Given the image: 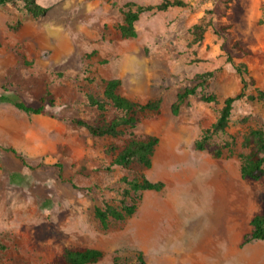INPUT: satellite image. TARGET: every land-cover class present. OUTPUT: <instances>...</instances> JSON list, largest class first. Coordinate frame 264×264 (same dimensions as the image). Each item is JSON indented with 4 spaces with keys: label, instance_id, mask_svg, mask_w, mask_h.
<instances>
[{
    "label": "rangeland",
    "instance_id": "1",
    "mask_svg": "<svg viewBox=\"0 0 264 264\" xmlns=\"http://www.w3.org/2000/svg\"><path fill=\"white\" fill-rule=\"evenodd\" d=\"M162 1L35 0L46 9L39 18L27 14L18 0L0 5V96L32 107L43 98L44 107L37 118L0 104V264H54L64 248L99 250L102 258L96 264H113L114 257L121 264H137L139 249L125 230L127 220L111 222L103 231L93 209L117 205L123 188L119 180L146 172L139 165L129 170L110 166L105 149L113 147L115 155L131 139L148 135L160 143L179 139L177 155L167 158H172L173 170L185 175L182 183L191 199H224L219 205L224 218L206 229L202 254L213 253L222 239L226 244L239 241L249 230L252 209L264 215V174L252 181L239 171V157L248 152L244 135L251 129L264 131V102L246 99L255 89L264 91V0H181L187 7L143 13L134 24L136 36H120L122 12ZM194 25L200 30L195 32ZM195 35L201 36L197 43ZM234 41L249 54L239 58ZM227 57L248 68L245 97L233 103L226 134L214 136L199 152L193 141L215 122L223 101L242 88ZM111 79L120 81L117 93L122 97L141 104L160 98V109L140 115L136 126L119 138H95L75 121L97 124L114 118L111 108L100 116L87 102V96L99 98ZM196 86L195 96L172 115L177 93ZM205 97L214 101L205 102ZM37 119L53 121L52 136L59 139L54 150L41 155L31 153L33 142L26 135L35 133L43 144L54 139ZM15 138L24 146H17ZM225 144L228 149L214 158L213 151ZM21 170L28 174L8 175L7 180L6 174ZM181 211L178 204L162 208L171 222L181 218ZM173 249L164 245L159 254H173ZM232 250L229 245L227 252ZM153 256L157 258L145 253L144 262L153 264Z\"/></svg>",
    "mask_w": 264,
    "mask_h": 264
},
{
    "label": "trees",
    "instance_id": "2",
    "mask_svg": "<svg viewBox=\"0 0 264 264\" xmlns=\"http://www.w3.org/2000/svg\"><path fill=\"white\" fill-rule=\"evenodd\" d=\"M12 0H0V5H5ZM22 3L23 10L33 18H39L45 15L46 9L38 5L35 0H18ZM231 0H226L230 3ZM134 6V5H133ZM178 7L185 8L187 4L181 0H164L155 6H135V10H127L122 12L123 21L118 26L120 36L124 39L134 38L136 36L134 24L138 21L141 14L150 11H166L169 8ZM201 27L193 26V30L199 31ZM229 27H225L228 29ZM193 34H196L193 32ZM201 40V36H196L193 39L194 43ZM233 48L238 51V57L243 58L249 53L237 42H233ZM227 62L230 63L233 70L240 77L242 85L241 91L234 97L226 98L222 107L219 110L217 119L210 127L202 130L199 138L194 142L196 151L202 152L212 140L214 136L225 135L229 124L233 103L245 97L246 80L245 76L249 75L248 68L243 63H234L227 57ZM211 76V73H207ZM249 84L254 85L252 78L249 79ZM120 86L118 79H111L104 82L102 93L99 98L95 99L92 96H87L88 105L95 108L100 116L106 111V108H111L115 112L114 118L111 120H101L97 124H87L82 121H75V124L87 131V133L95 138H119L125 130L133 129L138 123L139 116L146 113H156L160 109L161 99L148 100L141 104L133 102L122 97L117 93ZM196 87L186 88L182 92L177 93L175 101L170 105V112L176 115L180 106L189 98L196 94ZM254 96H246L248 101L264 102V91L255 89ZM205 102L214 101L213 97L203 98ZM41 105L32 107L26 105L20 99L15 97L0 96V104L6 103L12 105L18 111L30 115H40L44 112L42 105L43 98L40 99ZM48 106L52 107V101H48ZM159 143V139L154 135H148L142 139H131L125 146L114 155L115 149L108 147L105 149V155L111 156L110 166H118L122 169L129 170L132 165H139L144 169H149L152 164V157ZM243 146L247 149V153L240 155V175L242 178L250 180H258L264 174V131L261 129H251L243 137ZM229 145L213 151L214 158H220L222 151L228 149ZM14 153V152H13ZM108 170V169H107ZM11 181V180H10ZM13 182V181H12ZM123 188L119 193L117 205L104 204L102 208L94 207L93 217L98 222L101 230H107L111 222L122 223L130 218L137 210L138 203L141 200V194L145 191L160 192L163 189L161 182L152 183L145 178L144 175H139L132 179L122 177L119 180ZM251 230L243 236L242 245L254 242L264 241V215H255L250 220ZM102 258V253L99 250L91 248H64L60 256L55 258L54 264H96ZM135 260L137 264H146L143 259V254L140 251L135 252ZM113 264L119 263L118 257L112 259Z\"/></svg>",
    "mask_w": 264,
    "mask_h": 264
},
{
    "label": "crops",
    "instance_id": "3",
    "mask_svg": "<svg viewBox=\"0 0 264 264\" xmlns=\"http://www.w3.org/2000/svg\"><path fill=\"white\" fill-rule=\"evenodd\" d=\"M41 118L40 115H33ZM44 121L46 124L45 135L53 138L47 144H43L40 137L35 133L26 135V140L33 142L32 154L41 155L44 152L54 150L59 144L58 137H53L51 131H55V123L49 120L37 119ZM193 141V145L194 142ZM17 146H24L22 139H14ZM182 146L179 139L167 138L159 143L155 148L152 164L146 169L144 175H148V179L152 183L161 182L163 189L160 192L145 191V199L135 212L126 222V232L136 244L143 257L145 253L153 256V264H264V241H254L242 245V239L249 230L242 235L239 241L226 244L218 242L213 253L202 254L201 242L207 235L206 229L219 226V219H223L224 215H220L219 205L224 203V199H191V191L182 183L186 177L179 171L173 170L172 158L167 156L177 155L175 151L180 150ZM157 151V152H156ZM159 152V155H156ZM147 170L150 172L147 173ZM25 176L23 170L19 172L11 171L7 175ZM250 180V179H247ZM255 181V180H252ZM15 184V183H10ZM16 185V184H15ZM19 185V184H17ZM16 185V186H17ZM178 204L180 219L177 221H169V214L162 212L164 207H173ZM217 205V207L215 206ZM262 214L252 209L249 216L250 220L255 216ZM172 244L173 254L161 256L163 246ZM231 245L233 250L227 252L228 246Z\"/></svg>",
    "mask_w": 264,
    "mask_h": 264
}]
</instances>
